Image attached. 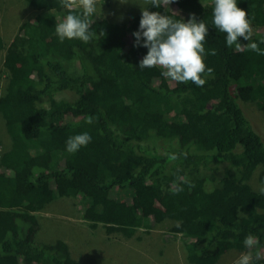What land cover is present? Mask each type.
Listing matches in <instances>:
<instances>
[{
    "label": "trees",
    "instance_id": "1",
    "mask_svg": "<svg viewBox=\"0 0 264 264\" xmlns=\"http://www.w3.org/2000/svg\"><path fill=\"white\" fill-rule=\"evenodd\" d=\"M24 3L34 14L19 25L2 66L0 118L11 145L0 154V264H86L65 241L36 242V213L78 196L92 230L110 225L130 239L167 223L183 240L188 264H217L228 250L245 251L248 234L259 240L253 253L264 247V194L251 186L254 178L264 184V137L241 107L252 103L264 113V55L226 46L212 24V0L169 5L185 22L194 14L208 25L205 64L213 73L201 87L138 67L147 53L133 46L141 13L124 22L96 14L97 39L60 42L55 25L68 10L59 0ZM237 6L251 20L252 41L264 40V0ZM74 62L80 70L71 73ZM60 92L75 97L55 99ZM88 116L97 119L87 124ZM82 132L91 142L68 153L66 140ZM162 141L176 147L159 151ZM171 153L179 158L169 160ZM176 184L183 190L175 193ZM254 264H264V254Z\"/></svg>",
    "mask_w": 264,
    "mask_h": 264
},
{
    "label": "rangeland",
    "instance_id": "2",
    "mask_svg": "<svg viewBox=\"0 0 264 264\" xmlns=\"http://www.w3.org/2000/svg\"><path fill=\"white\" fill-rule=\"evenodd\" d=\"M104 2V3H103ZM102 4V15L105 20L124 22L132 16L141 13V8L147 5L146 0H99ZM34 11L24 0H0V98L4 94L6 76L3 73V59L6 49L10 46L19 25L33 16ZM69 71L79 72L78 63L74 62ZM174 81H171L173 84ZM75 96L70 92H60L55 99L71 100ZM47 107L46 101L40 103ZM242 109L255 129L264 137V113L261 114L252 103H241ZM250 116V117H249ZM11 142L6 133L5 122L0 118V154L10 149ZM175 142H158L159 151L175 148ZM257 176V172L255 177ZM251 186L260 191V185L254 178ZM80 196L75 198H59L47 205L44 210L36 213L41 226V232L36 236V242L53 243L60 239L65 241L76 261L86 264H188L181 237L169 233L167 223L155 225L148 233L139 229L134 236L126 239L110 225H98L94 230L81 219ZM168 222V221H167ZM171 224V222H168ZM104 233V234H103ZM37 244V243H36ZM255 249V248H254ZM254 249L251 251L254 252ZM228 250L217 264H234V261L244 252ZM264 254V247L257 248ZM147 253V254H146Z\"/></svg>",
    "mask_w": 264,
    "mask_h": 264
},
{
    "label": "clouds",
    "instance_id": "3",
    "mask_svg": "<svg viewBox=\"0 0 264 264\" xmlns=\"http://www.w3.org/2000/svg\"><path fill=\"white\" fill-rule=\"evenodd\" d=\"M150 7H163L165 14L159 11H149V7L141 8L139 28L133 32L135 38L134 47L147 48L146 55L139 62L138 67L162 69L161 75L178 83L191 82L197 87L206 83V76L213 73L211 67L205 64V41L208 36V25L204 20L197 21L194 14H190L185 20L177 12L169 8L175 0H146ZM104 3V2H103ZM102 3V4H103ZM212 24L215 29L226 34V46H235L237 50L246 49L258 55H264V49L259 42L252 41L253 28L248 13L237 6V0H212ZM99 0H59V5L68 12L59 23L55 25V33L60 42L67 40H79L83 43L97 39V33L91 29L92 18L99 13L102 15ZM168 9L172 15L165 11ZM79 10V11H76ZM179 17L177 19L176 17ZM102 35L105 33L102 30ZM141 37L143 43L141 44ZM242 37L245 41H251L246 45L238 42ZM207 54L216 55L215 49H210ZM97 117L85 118L87 124H92ZM92 137L88 132H82L70 136L66 140V151L70 154L78 152L91 142ZM186 157L187 153H183ZM179 156L171 153L169 160H177ZM184 183L194 187L189 181ZM180 184H176L175 193L182 191ZM264 194V188L260 189ZM245 248L249 249L242 253L234 264H254L260 259V253H253L251 249L256 248L259 240L252 234L245 236L243 240Z\"/></svg>",
    "mask_w": 264,
    "mask_h": 264
},
{
    "label": "bare ground",
    "instance_id": "4",
    "mask_svg": "<svg viewBox=\"0 0 264 264\" xmlns=\"http://www.w3.org/2000/svg\"><path fill=\"white\" fill-rule=\"evenodd\" d=\"M262 114V113H261ZM250 117V116H249ZM181 223V222H180ZM106 227V226H105ZM104 234V233H103ZM147 254V253H146Z\"/></svg>",
    "mask_w": 264,
    "mask_h": 264
}]
</instances>
